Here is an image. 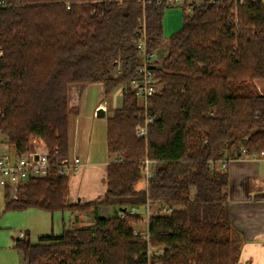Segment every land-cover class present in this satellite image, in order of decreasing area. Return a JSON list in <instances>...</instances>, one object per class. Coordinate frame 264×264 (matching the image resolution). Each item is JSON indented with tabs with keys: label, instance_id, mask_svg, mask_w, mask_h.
Instances as JSON below:
<instances>
[{
	"label": "trees",
	"instance_id": "trees-1",
	"mask_svg": "<svg viewBox=\"0 0 264 264\" xmlns=\"http://www.w3.org/2000/svg\"><path fill=\"white\" fill-rule=\"evenodd\" d=\"M0 7V138L22 157L38 138L66 158L69 90L101 83L108 98L139 75L136 30L146 47L167 54L158 60V91L148 102L153 122L144 138L138 104L130 92L106 119L105 191L93 204L66 203L68 177L28 180L5 211L87 212L133 199L143 192L152 204L172 208L152 215L145 232L163 254L149 259L146 241L134 234L139 214H95L91 226H63L60 235H25L13 249L26 264H237L232 238L226 168L217 161L264 151V3L236 7L204 2L190 14L181 5V26L168 38L163 18L168 0H3ZM119 64V73L112 70ZM151 162L144 187L141 162ZM210 162L215 163L213 170ZM130 208V207H129Z\"/></svg>",
	"mask_w": 264,
	"mask_h": 264
},
{
	"label": "crops",
	"instance_id": "crops-1",
	"mask_svg": "<svg viewBox=\"0 0 264 264\" xmlns=\"http://www.w3.org/2000/svg\"><path fill=\"white\" fill-rule=\"evenodd\" d=\"M166 54L167 52L161 55L158 50L155 52L157 60L164 59ZM94 87H97V97L95 100L92 98L91 93ZM258 91L264 96V82L258 86ZM121 101V94L117 93V91L112 92L105 99L103 97L101 83L72 86L70 88L69 147L67 157H78L81 160V165L77 174L68 177L69 192L66 197L67 204H93L101 200L105 191L106 168L109 159H94L95 161L92 164H88L86 160L88 157H91L89 155V149H84V151L83 148L85 144L89 147L92 143L94 122L98 121L96 119L106 118L108 114L109 116L112 115L113 111L121 106ZM99 108L104 110L103 117L96 116ZM1 148L12 153L10 146L0 144V150ZM226 172L228 175L227 206L232 226V238L239 247L237 264H264V160L230 159L227 162ZM0 191L4 195V191L2 189ZM143 201L144 195L141 192L136 198L114 201L108 206H96L87 212L64 211L61 213L62 225L66 226L64 223V213H68L69 225H73L79 221H85L89 224L88 226L93 225L95 214L98 217L104 218L120 216L131 206H134L138 214L141 215L143 214ZM42 212L45 214L32 212L28 215L38 216L44 220L49 212ZM49 214L53 215V213ZM2 222L3 219L0 220V224ZM35 230L43 231L44 228L43 226L41 228L37 226ZM144 230H146V227ZM25 235L29 239V230L25 231ZM43 236L48 235L41 233L38 234L37 238ZM54 236H57V234ZM10 238L6 239L4 245H0V252L11 250L15 244V240L18 239L13 234L10 235ZM15 257L13 256L8 264H12L14 259L17 264H20L19 262L22 259L17 252ZM6 259V257H2L0 263ZM2 264H5V262Z\"/></svg>",
	"mask_w": 264,
	"mask_h": 264
},
{
	"label": "built area",
	"instance_id": "built-area-1",
	"mask_svg": "<svg viewBox=\"0 0 264 264\" xmlns=\"http://www.w3.org/2000/svg\"><path fill=\"white\" fill-rule=\"evenodd\" d=\"M121 2L122 0H116ZM246 1H259V0H168L169 5L181 6L185 5V13L190 14L194 6H199L204 2L221 6L224 4L233 6V15L236 16V7L239 4H243ZM264 3V0H260ZM4 6L3 0H0V7ZM136 52L139 59V65L136 69L139 77L131 80L124 90V92H130L135 97L138 104L137 117L141 123L136 129V136L144 138L147 133V127L153 122V117L148 113V102L150 97L158 91V85L154 78V70L158 60L155 52H149L146 47V32L143 26L136 30ZM119 73V64L113 68L112 75L116 77ZM32 151L25 154L22 157H17L13 153H9L6 150L0 153V189L4 191L3 198L5 201H15L18 198L20 188L30 179L44 178L52 174L58 176L69 177L75 175L79 171L81 160L78 157L73 158H62L52 159L54 154L57 153L55 148L51 152L42 141L32 140ZM237 158L253 159V160H264V151L249 156L247 151L242 148L237 153ZM36 156V158H34ZM226 159H219L218 165L224 169L227 166ZM214 162H210L211 170L215 167ZM151 162L143 160L141 162V175L145 186L151 179ZM145 226H148V220L152 215L160 214L167 216L172 212L170 207H162L152 204L150 200L145 197L142 203ZM129 214H138L136 208L131 206L126 210ZM1 216V212H0ZM122 216V215H121ZM141 217V215H140ZM135 235L137 233H134ZM25 237V233H21L18 239ZM146 241V249L144 251L146 257L149 259L152 256H160L163 254L162 247H153L149 243L148 233L142 236ZM26 264V263H25Z\"/></svg>",
	"mask_w": 264,
	"mask_h": 264
},
{
	"label": "rangeland",
	"instance_id": "rangeland-1",
	"mask_svg": "<svg viewBox=\"0 0 264 264\" xmlns=\"http://www.w3.org/2000/svg\"><path fill=\"white\" fill-rule=\"evenodd\" d=\"M181 15H182V8L180 6H173L168 8L165 11V15L163 18V32L164 36L168 38L172 33L177 31L180 26H181ZM158 52L162 55L163 53L167 52V44L164 43L159 49ZM126 88V85L119 84L115 90L117 93L121 94V99L122 95ZM127 92V91H126ZM92 93V98L95 100L97 97V87H94L91 91ZM109 117V114L107 115ZM106 117V118H107ZM97 118V117H95ZM106 118H98L96 122H94L93 126V134H92V143L89 147L88 145H84V149H89V155L91 157H88L86 160V163L92 164L95 160H105L109 159L108 154L106 153L105 150V131H106V125H105V119ZM33 140V139H32ZM36 141H42L38 138H34ZM32 142V141H31ZM43 142V141H42ZM0 144H1V138H0ZM32 144V143H31ZM5 151L4 148H1L0 153ZM85 151V150H84ZM140 186L144 187V182H140ZM4 198L3 195L0 191V220L3 219L2 224H0V245H4L6 242V239H11L10 235H16V238H19L21 233H25V231L29 230L30 235L29 240L31 243H36L37 242V236L38 234L45 233L46 235H60L62 231V216L61 213L63 212H53L52 214L47 215L44 220H42L38 216L34 215H28L30 213L34 212H39L38 214H45L42 211H38L37 209H32L30 210L26 209L23 211H5L4 209ZM99 213V212H98ZM52 215V216H51ZM140 216V215H139ZM141 222L137 224H133L134 226V233H137L139 235H144L145 234V221H144V213L141 214ZM42 221V224H41ZM69 220H68V213H64V223L66 227H69ZM74 226L77 227H86L89 224H87L85 221H79L77 223L73 224ZM39 226L40 228L43 226L44 230L41 232L40 230H35V228ZM5 239V240H4ZM13 256H16V251L11 248L9 251H3L0 252V259L2 257H6L7 259L2 261L0 264L4 263L8 264L13 258ZM16 258V257H15ZM20 264H25L23 261L20 260ZM12 264H17V262L14 261Z\"/></svg>",
	"mask_w": 264,
	"mask_h": 264
},
{
	"label": "water",
	"instance_id": "water-1",
	"mask_svg": "<svg viewBox=\"0 0 264 264\" xmlns=\"http://www.w3.org/2000/svg\"><path fill=\"white\" fill-rule=\"evenodd\" d=\"M97 117H103L104 116V110L102 108H99L96 112ZM36 158V156L34 157Z\"/></svg>",
	"mask_w": 264,
	"mask_h": 264
}]
</instances>
